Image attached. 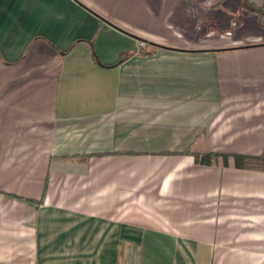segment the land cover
<instances>
[{
    "label": "crops",
    "instance_id": "1",
    "mask_svg": "<svg viewBox=\"0 0 264 264\" xmlns=\"http://www.w3.org/2000/svg\"><path fill=\"white\" fill-rule=\"evenodd\" d=\"M194 153H264V0H0V264H264Z\"/></svg>",
    "mask_w": 264,
    "mask_h": 264
},
{
    "label": "trees",
    "instance_id": "2",
    "mask_svg": "<svg viewBox=\"0 0 264 264\" xmlns=\"http://www.w3.org/2000/svg\"><path fill=\"white\" fill-rule=\"evenodd\" d=\"M254 8V7H253ZM138 52L146 53L143 49ZM129 54H126L125 57H128ZM123 57V58H125ZM195 159L199 163L203 164H211L216 162L218 156H222L227 159V156H231L234 158V164L236 167L245 168V169H255V170H264V153L259 155H248V154H218V153H194Z\"/></svg>",
    "mask_w": 264,
    "mask_h": 264
}]
</instances>
